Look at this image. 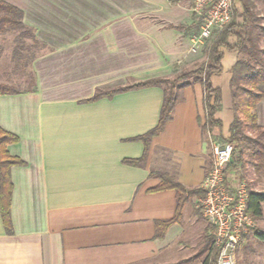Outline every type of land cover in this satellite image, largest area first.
Here are the masks:
<instances>
[{
	"label": "crops",
	"instance_id": "obj_1",
	"mask_svg": "<svg viewBox=\"0 0 264 264\" xmlns=\"http://www.w3.org/2000/svg\"><path fill=\"white\" fill-rule=\"evenodd\" d=\"M6 1L23 10L46 49L31 63V90L0 94V125L20 138L8 150L26 161L11 168L13 232H6L0 212V264H169L200 253L210 233L197 212L201 197L190 198L181 218L158 235V222L175 215L178 194L150 189L160 183L152 171L202 187L212 144L226 142L202 130V84L182 89L143 165L125 159L143 155L144 142L135 137L157 125L164 88L89 100L98 89L174 77L205 61L211 37L191 49L201 28L193 0ZM226 52L236 53L226 75L211 78L222 87L223 114L227 109L232 116L220 117L224 134L234 119L230 69L239 58ZM257 114L264 125V99ZM252 232L238 250V264Z\"/></svg>",
	"mask_w": 264,
	"mask_h": 264
},
{
	"label": "trees",
	"instance_id": "obj_2",
	"mask_svg": "<svg viewBox=\"0 0 264 264\" xmlns=\"http://www.w3.org/2000/svg\"><path fill=\"white\" fill-rule=\"evenodd\" d=\"M263 5V8L259 7ZM241 18V20H239ZM17 32L13 38V60L22 63L24 69L31 66L32 61L46 49V43L35 34L34 28L23 20V10L6 0H0V35ZM264 0H234L231 20L223 26L207 48V59L195 68L184 70L174 77H154L134 84L118 86L109 90L98 89L89 100H97L104 96H113L118 92L142 88L146 86H161L164 96L160 117L157 125L135 139L144 142L145 149L138 158H127L126 162L143 165L148 156L151 140L158 135L166 123L173 118L176 104L181 99V91L187 86L200 82L203 86L204 119L200 117L204 134H209L212 141H229L234 143L235 151L232 155L225 177L230 170L238 169L241 164L250 163L255 169H264V125L258 122L257 104L264 99ZM226 51H237L239 58L231 67V91L234 119L229 125L228 132H222L223 120L218 112L223 107V91L220 86L212 83V76L223 70L222 59ZM1 58V51H0ZM32 77L31 90L35 84L32 69L27 71ZM19 90L8 82L0 81V94L19 93ZM19 136L0 125V212L7 233L13 232L11 217V203L14 183L11 176L13 165H23L25 160L13 155L8 145L19 141ZM160 178V183L150 191L173 188L177 191L176 212L173 218L158 222V235H163L171 223L178 221L186 202L194 197H203L202 187L188 188L170 173L152 171ZM248 184V183H247ZM249 209L256 215L263 214L264 190H254L248 184ZM197 212L202 214L200 207ZM210 227V226H209ZM256 235L264 239V230L252 229ZM262 230V231H261ZM205 244L200 253L169 264H189L207 252V258L201 264H216L217 249L213 246V236L206 231Z\"/></svg>",
	"mask_w": 264,
	"mask_h": 264
},
{
	"label": "built area",
	"instance_id": "obj_3",
	"mask_svg": "<svg viewBox=\"0 0 264 264\" xmlns=\"http://www.w3.org/2000/svg\"><path fill=\"white\" fill-rule=\"evenodd\" d=\"M233 1L193 0L192 8L201 22L199 33L191 37L193 51L212 36L214 29L220 31L231 20ZM211 150V167L202 184L205 194L198 207L210 226L213 246L218 252L216 264H237L238 250L256 226L249 209L248 184L243 179L233 183L225 177L235 151L234 143H213Z\"/></svg>",
	"mask_w": 264,
	"mask_h": 264
},
{
	"label": "rangeland",
	"instance_id": "obj_4",
	"mask_svg": "<svg viewBox=\"0 0 264 264\" xmlns=\"http://www.w3.org/2000/svg\"><path fill=\"white\" fill-rule=\"evenodd\" d=\"M259 7L263 8V5L259 4ZM239 20H241V18H239ZM199 31L196 33H199ZM213 31L214 32L211 36V39L207 41V43L211 42V40H213L219 32L218 29H214ZM16 33L17 32H11L6 35H0V81L8 82L9 84L17 87L19 90H25L31 87L32 77L27 72L31 69V66L29 65L27 69H24L22 63H17L15 60H13V48L15 45L13 38ZM262 44L264 46V41ZM235 56L236 53L233 52H226L224 54L223 66L225 70L215 73V82H218L219 78L223 77L224 74L226 75V68L231 66L232 60ZM225 92L226 97H228L227 91ZM227 104L228 103L226 102V105ZM222 111L223 110H220L218 112L219 117L224 118L226 121L232 118L230 111L228 112L226 109L224 114ZM231 111L234 113L233 108H231ZM231 173L234 175V180L229 179L231 182L237 183L240 179H243L247 181L252 189L264 190V169L258 171L250 163L246 162L244 166L241 164L238 169L230 170L228 175ZM262 206V215H256L254 210H250V213L257 221L256 227L264 230V202L262 203ZM201 222L205 223L204 219H201ZM263 259L264 239L258 237L255 232H252V239L250 240L248 246L244 248L243 253L240 254V264H263Z\"/></svg>",
	"mask_w": 264,
	"mask_h": 264
}]
</instances>
